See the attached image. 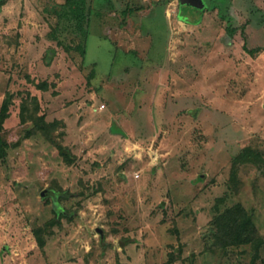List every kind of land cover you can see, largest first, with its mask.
Returning <instances> with one entry per match:
<instances>
[{"label":"rangeland","instance_id":"obj_1","mask_svg":"<svg viewBox=\"0 0 264 264\" xmlns=\"http://www.w3.org/2000/svg\"><path fill=\"white\" fill-rule=\"evenodd\" d=\"M227 1L0 0V264H264L215 219L264 236V20Z\"/></svg>","mask_w":264,"mask_h":264},{"label":"trees","instance_id":"obj_2","mask_svg":"<svg viewBox=\"0 0 264 264\" xmlns=\"http://www.w3.org/2000/svg\"><path fill=\"white\" fill-rule=\"evenodd\" d=\"M72 1V10L75 14V17L79 20L80 23H83L86 18L85 13V0H71ZM244 47L246 49H249L251 52H256L262 49L260 46H256L253 48H248L245 42ZM13 102V94L10 92L6 93V96L3 100L1 110H0V157L3 161H6L8 157V147L9 146H19L21 144V141L18 140L14 143L7 141V139L3 136L4 131V123L6 119L10 115V106ZM28 110V105L24 104L23 106V119L26 120V112ZM37 124H39V120H36ZM59 149H64L63 146H59ZM260 151L257 149H254L252 146H245L236 156L234 159L233 169H232V184L231 189L235 190V185L237 184V167L242 162L247 160H255L259 161L260 158ZM43 195L46 197L52 196L54 207L57 209L59 207V192L55 189H46L43 192ZM224 197H220L218 201H224ZM218 206V205H217ZM236 209H233L232 214L227 217V211L230 209H227L226 211H220L218 210V213L215 216L216 223L219 225L220 228H225L223 232H221V229L219 230L221 233V237H223L226 242L224 245H227L226 243H233V244H241V243H250L252 245V248L254 250L253 253V260H256L261 254L262 247L264 246V236L260 234L258 231V228L256 226V223L254 221V214H255V207L252 206L249 209H245L243 205L240 203H237L234 206ZM226 212V213H225ZM238 212V213H237ZM42 226H35L34 232L37 236L38 242L40 245H44L46 243V238L42 235ZM226 232L227 235L223 236V233ZM225 233V234H226ZM222 234V235H221Z\"/></svg>","mask_w":264,"mask_h":264},{"label":"crops","instance_id":"obj_3","mask_svg":"<svg viewBox=\"0 0 264 264\" xmlns=\"http://www.w3.org/2000/svg\"><path fill=\"white\" fill-rule=\"evenodd\" d=\"M224 3L225 9L222 11L218 9V6H215L218 9L219 14L221 16H226L235 23V25L231 26V29H235L234 31L242 29V27H238V24L245 26L244 29H247V31L245 30L247 32V37H249L250 34L248 29L251 28L250 23L252 18H260V20H264V0H229ZM219 4L221 5V3ZM258 25L264 26V22L262 21Z\"/></svg>","mask_w":264,"mask_h":264}]
</instances>
